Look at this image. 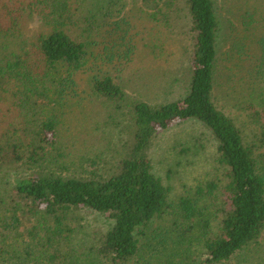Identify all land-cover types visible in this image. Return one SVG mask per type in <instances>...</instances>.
<instances>
[{
	"label": "trees",
	"instance_id": "1",
	"mask_svg": "<svg viewBox=\"0 0 264 264\" xmlns=\"http://www.w3.org/2000/svg\"><path fill=\"white\" fill-rule=\"evenodd\" d=\"M143 2L156 22L185 20L186 94L126 102L113 76L92 69V92L125 107L121 135L72 171L60 160L73 157L58 147L59 124L79 97L75 76L95 63L70 34L76 8L0 0V264H230L264 231V100L217 102L214 0ZM35 16L46 28L29 43L22 24ZM191 120L215 141L216 172L174 200L151 150L161 132ZM88 214L100 224L87 227Z\"/></svg>",
	"mask_w": 264,
	"mask_h": 264
},
{
	"label": "rangeland",
	"instance_id": "2",
	"mask_svg": "<svg viewBox=\"0 0 264 264\" xmlns=\"http://www.w3.org/2000/svg\"><path fill=\"white\" fill-rule=\"evenodd\" d=\"M72 2L78 22L70 34L85 44L90 59L95 62L75 76L79 97L65 106L66 115L59 124L58 147L73 157L71 164L64 158L60 160L73 171L88 158L106 150L107 144L117 143L121 135L118 120L122 121L120 111L125 107L119 109L92 92V69L113 76L124 89L126 102L172 101L187 91L191 41L184 18L174 20L173 26L156 22L151 15L155 11L150 9V12L143 0ZM214 4L221 22L222 51L217 102L230 107L236 103L245 105L251 99L261 102L264 100V0H214ZM45 28L39 16L26 19L22 38L30 43ZM151 153L154 168L170 187L174 200L198 179L216 172L215 141L193 120L161 132ZM86 219L89 228L100 224L91 214ZM238 258L241 264H264V231ZM237 260L230 264H236Z\"/></svg>",
	"mask_w": 264,
	"mask_h": 264
}]
</instances>
